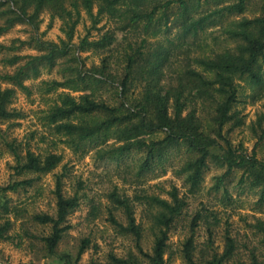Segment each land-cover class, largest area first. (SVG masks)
Instances as JSON below:
<instances>
[{"label":"trees","instance_id":"1","mask_svg":"<svg viewBox=\"0 0 264 264\" xmlns=\"http://www.w3.org/2000/svg\"><path fill=\"white\" fill-rule=\"evenodd\" d=\"M201 0H0V36L8 32L18 23H23L37 29V20L40 14L47 11L51 20L57 18L61 21V31L65 40L60 45L71 44L75 27L79 23L81 11L98 23L99 18L106 17L117 24L113 31L105 32L100 39L88 41L83 38L78 44L79 52L91 49H105L115 42V32L137 34L143 36H156L170 29L169 11L177 10L176 25L181 28L182 36L196 37L205 27L216 22L225 14H242L250 0H234L224 5L227 0H214L216 8L197 18L192 16V3L200 6ZM223 5V6H222ZM96 9V14L93 10ZM223 33L235 42L232 49L210 51L209 54L201 53L195 57L182 60L181 65H174L172 57L177 52L171 41L169 47H159L156 50L141 52L144 46H149L146 38L140 40L135 54L123 53L125 67L123 77L120 78L119 91L116 97L121 102L116 107H110L96 96V88L100 79H86L78 72L72 78L63 81L49 80L38 84V93L50 95L51 100L43 114L42 121L48 127L51 136L63 139V143L70 148L79 149L81 143L89 141L106 142L107 135L113 128L118 130L120 138L128 143L123 149L108 151L110 156L119 157L132 150L144 154L143 163L139 173L147 171L149 161L168 159V152L184 146L186 154L190 155L182 167L186 174V182L190 188H196L207 166L208 158H213L219 166H225L223 176L231 174L234 169L241 171L240 184H248L251 188H259L261 197H264V160L256 157L255 147L250 155L243 152L241 146L233 148L226 136L238 121L232 108L237 101L238 89L235 77L247 78L253 85L264 83V71L261 72L260 63L264 61V19L233 21L222 27ZM182 37V38H183ZM184 42V40H183ZM36 48L42 52L38 56L25 58L12 54L20 46L6 47L0 44L1 62L8 67H14L12 74H2L0 79L18 87L30 96L31 89L23 81L34 80L40 75V67L53 66L57 58H63L69 53V47L61 50L60 45L51 42H40L35 39ZM133 49V44H128ZM189 49V48H186ZM147 56V58H145ZM188 56V53L185 54ZM152 60L144 67L142 62ZM26 60L23 63V60ZM23 63V64H22ZM105 67V66H104ZM148 69L146 72L145 69ZM166 72L172 73L167 86L160 85L161 78ZM143 79L145 84L141 88L138 98L128 101L127 92L129 85L135 80ZM115 79L112 80L113 83ZM67 89L72 92H83L86 95L79 97L81 103H76V98L68 92L59 90ZM14 90L7 88L0 90V119L18 117L15 112L7 110V104ZM187 113V115H184ZM233 119L235 124H230ZM73 120L79 124H73ZM228 125H231L227 128ZM163 126L166 138L157 141L154 137ZM225 131V132H224ZM263 138V133L259 140ZM17 157V156H16ZM18 165L20 173L44 174L52 171L61 160L60 156L49 154L43 158L27 151L24 157L26 163ZM43 161V164H42ZM222 177L217 179L221 184ZM31 180L14 182L6 188H0V198L5 192H14L17 188L31 185ZM56 212L55 216L37 214L32 216V221L38 225H50L51 233L42 238L46 251L52 255L60 241L62 234L69 228L64 225L66 216L78 207L77 197L65 198L60 192V183L56 184ZM171 203L168 201L147 196L143 202L149 209L156 210L152 215L154 225L160 227L159 235L154 238L153 255L150 257L152 264H162L166 247L167 231L176 226V222L185 214L187 203L179 198L175 188L168 192ZM112 202L122 207L129 219V229L137 240L140 236L138 226L132 218L133 211L126 198H121L115 192L110 194ZM6 213L7 210H5ZM200 214L193 215L190 221V234L183 245V260L186 264H196L193 260V234ZM10 227L6 222L0 228V238ZM260 229V227H259ZM260 231L264 234V229ZM88 241H83L78 251V258L83 253ZM226 248L219 257L213 254L208 264H223L231 259L235 245L231 238L226 237ZM118 262V261H117ZM124 264L122 261L118 262ZM65 264H70L65 262ZM233 264H246L235 261ZM249 264H262L255 257Z\"/></svg>","mask_w":264,"mask_h":264},{"label":"rangeland","instance_id":"2","mask_svg":"<svg viewBox=\"0 0 264 264\" xmlns=\"http://www.w3.org/2000/svg\"><path fill=\"white\" fill-rule=\"evenodd\" d=\"M233 1L227 0L224 5ZM192 5V16L195 18L203 16L216 8L214 0H201L198 8L195 7V2ZM251 6L252 0H250L249 5L242 14H225L222 18L209 25V27H205L196 37L188 36L185 38L182 36L181 28L175 22L178 12L176 9H172L169 11L168 25L170 29L165 33L148 37L137 34L136 37H133L135 36L133 34L115 32V42L112 46L84 52H79L76 48L83 38H87L88 41H96L105 32L113 31L117 24L106 17H102L101 20L99 18L98 23L95 24V20L91 19L84 11H81L79 23L75 27L71 44L60 45L61 40H65V36L60 29L61 21L59 20L60 23L58 24L57 18L51 20L49 13L44 11L37 20L36 30L26 24L18 23L8 32L1 35L0 39L6 40L7 43L0 44L6 47L13 46V48L20 46V49L12 54L24 56L25 58L42 54L36 48L35 39L40 42H51L60 45L61 50L69 47V53L63 58H57L51 68L47 65H42L38 78L23 81V84L31 89L30 96H27L18 87L0 79V90L7 88L14 90L7 104V110L18 114V117L12 119H0V156L10 153L15 156L16 160L20 158L21 164L24 162L27 151L41 156V158L49 154L61 157L57 167L44 174L20 173L17 160V166L13 170L14 177H10V179L13 180V183L24 180H31L32 183L29 186L17 188L16 191L12 192V197H7L5 192L0 198V220L5 221L0 224V228L6 222L10 224L8 231L4 234V238H0V241L10 243L13 240V231L16 225L7 219L9 214H13L18 220L23 219L24 222L19 227L23 231L24 236L28 238L26 241L28 249L39 253L37 257L38 264L41 257L49 261V264H65V262L80 264L89 246L92 247L95 254H98L101 250L100 242H102L103 237H101L100 242H97L95 232L91 228H95L104 234H107L109 229L113 232L108 244L110 251L104 257L105 264H120L118 263L120 261L124 264H152L150 257L153 255L154 238L159 235L161 228L153 224L152 215L156 210L149 209L142 202L147 196L162 199V197L168 196V192L175 188L178 197L185 200L187 207L185 208V214L176 222V226L167 231L168 239L165 243L166 247L162 264H186L182 258V250L185 241L191 237L190 221L196 213L201 216L194 228L192 240V255L196 264H208L213 254L219 259L226 248V237L233 240L235 251L231 259L224 261L223 264H233L235 261L249 264L253 257L264 264V234L260 231V229H264V218H261L264 216V197H261L259 188H251L248 184H240V170L234 169L231 174L223 176L226 167L219 166L213 158H208L207 166L199 184L196 188L191 189L190 184L186 182L187 173L182 172L183 164L190 156L185 153L186 149L184 146L168 152L166 166L150 167L147 171L140 173L141 163H139V158L143 153L132 150L126 154L123 165H117L116 171L117 177H125V182L130 177L137 186L139 190L134 197L129 198L126 192L120 191L106 176L96 174L88 183H85L83 178L76 176L75 173L77 166L87 159L90 151L96 149L97 156L101 160L105 156L114 160L118 159L110 156L108 151H101L106 142L89 141L81 143L79 149L75 150V148H70L64 144L63 139L51 136L48 127L42 121V117L54 97L41 95L37 89L38 84L42 81H63L67 78H72L73 75H77L80 72L86 79H90L89 77H92V80L101 78V82L96 88V96L108 106L116 107L121 102V99L119 100L116 97L115 89L117 82L124 74V51L135 54V50L142 38H146L149 46L141 48V52L153 51L159 47H169L168 41H171L173 46L170 48H177V52L172 57L173 64L176 66L181 65L184 58L195 57L201 53L209 54L213 50L219 52L224 49H232L229 45H235V42L223 33L222 27L233 21L247 19L244 13ZM93 14H96V9L93 10ZM237 17H240V19H237ZM46 19L47 23H45ZM18 25H23L24 27H18ZM41 26H43V31H41ZM22 37L27 38L24 39ZM128 44H133V49H130ZM186 53H188V56H185ZM26 60L28 59L23 60V63ZM97 60H99V66L96 63ZM151 60L149 58V61L142 62L143 66H148ZM260 66L261 72H263L264 61L260 63ZM145 70L148 72L147 68ZM13 71L14 67L5 66L1 62L0 55V75L12 74ZM173 76L172 73L166 72L161 78L160 85L165 84L167 86L169 78ZM134 77L135 80L129 85L126 95L128 101L138 98L141 88L145 84L143 79H138V75L135 74ZM113 79L115 81L111 83ZM262 79L264 81V76ZM237 81H240V83H237ZM235 83L238 95L237 101L232 108V113L236 114L235 119L239 123L225 136L233 148L241 146L243 152L247 155H250L255 147L256 157L259 160H264V114H257L256 121L251 124H249V118L245 114L250 104L255 105L259 100L264 99V83L262 85H253L247 78L239 77H235ZM249 90H251L250 96L246 94ZM59 91L63 92L64 90ZM70 92L72 91L68 93L70 94ZM230 124L234 125L235 120L233 119ZM230 126L228 125L227 128ZM262 133L263 138L259 140ZM249 142H253L250 150L247 147ZM62 144L65 148L72 150L73 155L71 157L61 149ZM57 152L60 154H56ZM57 168H60L61 172L52 177L55 181V189L48 195L49 203L45 205L49 211H39L30 214L28 207L25 206L26 201L30 200L33 204H36L41 198H45L44 185L49 175L55 173ZM169 168L174 169L173 175L177 179H182V186L185 191L182 192L177 188L174 181H165L147 189L143 187L150 180H156L166 175ZM222 169L224 170L222 174L213 175V173H219ZM210 176L211 183L209 186ZM219 177H222V181L218 185L217 179ZM58 181L61 195L65 198L77 197L78 207L66 216L64 225H68L69 228L62 234L54 253L50 255L47 253L44 242L41 239L51 233V227L50 225H38L32 221V216L37 214L55 216L56 197L54 192ZM106 182L110 185L107 191L104 190ZM165 183L170 186V191L165 188ZM112 192L128 200V204L133 211L134 224L138 226L140 231L138 240L129 229V219L125 210L112 202L110 198ZM53 204L55 206L54 209L52 208ZM138 207L140 209L139 213H137ZM73 221H75V224ZM86 228L89 229L87 233L82 231ZM74 231L83 236L78 242V251L82 242L88 241L79 258L77 256L78 251L76 252L75 261L72 260L71 255L72 245L76 240L71 235ZM148 237L152 238V244L146 250L145 242ZM174 237L177 238L175 241ZM179 237H182V239ZM121 239L130 240L135 246V253L129 251L126 259L119 257V249L116 247V242ZM19 255L20 253L17 251L12 252V257H18ZM2 256L3 253L0 252V257ZM91 264H100V262L99 260L92 261Z\"/></svg>","mask_w":264,"mask_h":264},{"label":"clouds","instance_id":"3","mask_svg":"<svg viewBox=\"0 0 264 264\" xmlns=\"http://www.w3.org/2000/svg\"><path fill=\"white\" fill-rule=\"evenodd\" d=\"M244 16L247 17L248 20H255V19H264V0H252V6L249 8L248 11L244 13ZM237 19H240V17H237ZM45 23H47V19L45 20ZM57 23L59 24L60 21L58 20ZM18 27H24L23 25H18ZM41 31H43V26H41ZM26 39L27 37H22ZM0 43H7L6 40L0 39ZM230 48H234L235 45H229ZM97 66H99V60L96 61ZM237 83H240V81H237ZM118 88L117 91H119V82H117ZM64 91H69L67 89H64ZM248 96L251 95V90H249L246 93ZM70 95L76 98V103H81L79 97L86 95L83 92H70ZM245 114L248 116L249 124L253 123L257 119V114H264V99L259 100L255 105H249L246 109ZM184 115H187V113H184ZM73 124L78 125L79 121L73 120ZM163 126H161V129L158 131V134L154 137L157 141H163L166 138V134L162 130ZM128 143H135V141H126L125 139L120 138L118 135V130L116 128H113L111 130V133L107 135L106 143L103 145V148L101 151H115L119 149H123L126 144ZM253 142H249L247 144V147L249 150L252 147ZM61 149L65 152H67V155L71 157L73 155V152L69 148H65L64 145H61ZM56 154H60L57 152ZM126 159V154L123 157H120L118 160H114L110 157L105 156L102 160L97 156V150L93 149L88 153L87 159L80 163L77 166V171L75 173L76 176L82 177L85 183H88L89 180L93 178L94 175L99 174L101 176L108 177L112 184H114L120 191L126 192L127 196L129 198L134 197L135 193L139 190L137 186L132 182V179L129 177L127 178V182H125V177L120 176L117 177V165H123L124 160ZM144 160V154H141V157L139 158V163H143ZM27 161L25 160L24 163ZM150 167H161L166 166L167 161H159V160H151L148 162ZM43 164V161H42ZM17 166V160L15 156H13L10 153H5L2 156H0V188H6L8 185L13 183V180L10 179V177H14V169ZM138 167V165H137ZM107 169V171H105ZM174 169L169 168L167 170V174L164 176H161L159 179L156 180H150L147 185H144L143 187L145 189L155 186L160 183H164L165 181H174L177 188H179L182 192L185 191V189L182 186V179H177L173 175ZM224 170H220L219 173H213V175H219L222 174ZM61 172L60 168H57L55 170V173L50 174L45 185V198H41L36 204H33L32 201L28 200L26 201L25 206L28 207L29 213H35L39 211H49L48 208L45 207L49 203V200L47 199L48 195L54 191L55 189V181L52 178L53 175L59 174ZM91 174V175H90ZM211 183V176L209 177V186ZM110 188V185L106 182L105 183V191H107ZM165 188H167L169 191L170 186L165 183ZM74 194V193H73ZM5 195L7 197H12V192H6ZM162 199L168 201L171 203V200L168 196L162 197ZM107 203V201H105ZM54 204L52 205V208L54 209ZM140 209L137 208V213H139ZM261 218H264L262 216ZM9 221H11L13 224L16 225L14 231H13V240L9 243L7 241H0V252L3 253V256L0 257V264H38L37 257L39 256V253L36 251L29 250L26 244L27 237L24 236L23 231L20 229L19 225L23 223V219L18 220L13 214H9L7 217ZM5 221L0 220V224H3ZM139 222V220H138ZM75 224V221H73ZM92 231L95 232V238L97 242L101 241V237H103L102 242H100V252L98 254H95L92 247L89 246V248L85 251L82 260L80 261V264H91L92 261L99 260L100 264H105L104 257L106 254L110 251V248L108 247V244L110 242V239L113 235V232L111 229L108 230L107 234L101 233L100 231L96 230L95 228H91ZM83 232L87 233L89 231L88 228L82 230ZM73 237L76 238L74 244L72 245V260L75 261V255L78 251V242L80 239L83 238L80 233L74 231L71 233ZM182 239V237H179ZM174 241L177 238H173ZM152 244V238L148 237V239L145 242L146 250L151 246ZM123 245V247H121ZM178 246V245H177ZM116 247L119 249V257L122 259H126L128 252L131 251L135 253V246L130 240H118L116 242ZM17 251L20 253L18 257H12V252ZM39 264H49V261H47L44 258L39 259Z\"/></svg>","mask_w":264,"mask_h":264}]
</instances>
